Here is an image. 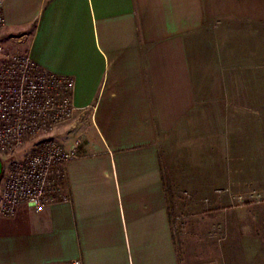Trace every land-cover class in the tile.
Segmentation results:
<instances>
[{
	"label": "crops",
	"instance_id": "0c3cea01",
	"mask_svg": "<svg viewBox=\"0 0 264 264\" xmlns=\"http://www.w3.org/2000/svg\"><path fill=\"white\" fill-rule=\"evenodd\" d=\"M2 13L8 44L73 78L76 111L52 136L80 139L81 154L63 166L66 200L0 215V264H179L168 146L206 86L196 44L216 23L264 25V0H3ZM225 73L208 85L209 172L232 188L262 184L264 118L248 105L264 104V82L233 75L264 69Z\"/></svg>",
	"mask_w": 264,
	"mask_h": 264
},
{
	"label": "rangeland",
	"instance_id": "374dc122",
	"mask_svg": "<svg viewBox=\"0 0 264 264\" xmlns=\"http://www.w3.org/2000/svg\"><path fill=\"white\" fill-rule=\"evenodd\" d=\"M209 28L210 33L203 31L196 44L201 57L200 70L194 77L203 83L202 87L206 85L197 91L200 105L169 138L168 180L170 187L174 178L177 183L170 205L174 245L179 264H264V183L250 181L232 188L224 185L218 171L209 172L208 105V85L224 81L230 67L264 69V25L228 27L216 23ZM214 29L218 31L216 36L212 34ZM242 30L248 37L243 42L238 33ZM0 43L6 51L20 53L1 34ZM233 76H242L248 81L255 77L264 82V73ZM253 102L258 104L248 105L250 115L264 118V104H260V99ZM70 120L58 125L52 135ZM213 140L214 149L220 154L222 139L214 137Z\"/></svg>",
	"mask_w": 264,
	"mask_h": 264
},
{
	"label": "built area",
	"instance_id": "2783aa9c",
	"mask_svg": "<svg viewBox=\"0 0 264 264\" xmlns=\"http://www.w3.org/2000/svg\"><path fill=\"white\" fill-rule=\"evenodd\" d=\"M73 89L72 77L42 70L27 52L0 43V215L14 216L21 204L39 212L67 199L63 166L81 154V141L64 146L52 132L76 111Z\"/></svg>",
	"mask_w": 264,
	"mask_h": 264
},
{
	"label": "water",
	"instance_id": "95a60500",
	"mask_svg": "<svg viewBox=\"0 0 264 264\" xmlns=\"http://www.w3.org/2000/svg\"><path fill=\"white\" fill-rule=\"evenodd\" d=\"M1 174H2V163H1V160H0V179H1Z\"/></svg>",
	"mask_w": 264,
	"mask_h": 264
}]
</instances>
